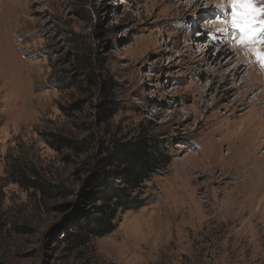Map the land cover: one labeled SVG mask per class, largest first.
<instances>
[{
  "label": "rangeland",
  "instance_id": "374dc122",
  "mask_svg": "<svg viewBox=\"0 0 264 264\" xmlns=\"http://www.w3.org/2000/svg\"><path fill=\"white\" fill-rule=\"evenodd\" d=\"M220 4L0 0V264H264V70L218 33ZM138 134L167 172L73 243L103 147Z\"/></svg>",
  "mask_w": 264,
  "mask_h": 264
},
{
  "label": "trees",
  "instance_id": "16d2710c",
  "mask_svg": "<svg viewBox=\"0 0 264 264\" xmlns=\"http://www.w3.org/2000/svg\"><path fill=\"white\" fill-rule=\"evenodd\" d=\"M75 50L81 51L79 47ZM78 60L81 68H88L87 58L78 55ZM170 161L161 141L147 134L105 145L86 181L85 197L93 209L77 219L70 241L81 246L112 233L121 214L144 206L146 183L153 176L165 174Z\"/></svg>",
  "mask_w": 264,
  "mask_h": 264
},
{
  "label": "snow or ice",
  "instance_id": "6c2138e0",
  "mask_svg": "<svg viewBox=\"0 0 264 264\" xmlns=\"http://www.w3.org/2000/svg\"><path fill=\"white\" fill-rule=\"evenodd\" d=\"M220 8L218 33L264 70V0H221Z\"/></svg>",
  "mask_w": 264,
  "mask_h": 264
},
{
  "label": "bare ground",
  "instance_id": "6f19581e",
  "mask_svg": "<svg viewBox=\"0 0 264 264\" xmlns=\"http://www.w3.org/2000/svg\"><path fill=\"white\" fill-rule=\"evenodd\" d=\"M7 8H8V7H7ZM8 9H9V8H8ZM10 9H11V8H10ZM8 13H9V11H8ZM9 15H10V13H9ZM224 45L226 46V45H228V44L225 43ZM225 46H224V47H225ZM241 66H245V64L242 63ZM241 66H238V65H237V66L235 67V69L232 70V72L230 73V75L233 76L234 78H237V79H238V78L240 77V74L242 73V72H240V70H241ZM244 68H245V67H244ZM244 84H245V83L243 82L242 85H244ZM245 86H246V85H245ZM263 95H264V94H263ZM184 167H185V166H184ZM194 167H195V166H194ZM186 170H187V169H186Z\"/></svg>",
  "mask_w": 264,
  "mask_h": 264
}]
</instances>
